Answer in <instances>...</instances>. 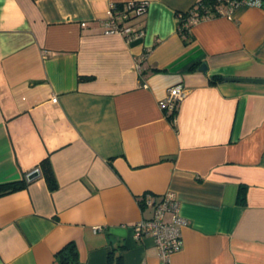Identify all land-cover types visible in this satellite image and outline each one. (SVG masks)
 <instances>
[{
	"label": "crops",
	"instance_id": "0c3cea01",
	"mask_svg": "<svg viewBox=\"0 0 264 264\" xmlns=\"http://www.w3.org/2000/svg\"><path fill=\"white\" fill-rule=\"evenodd\" d=\"M197 1L0 0V184L40 172L0 197V264H59L70 242L75 264H164L133 227L167 192L186 221L167 264H264V83L225 80L264 79V1L185 45L176 14ZM128 2L147 4L138 34H105ZM177 84L169 120L158 102Z\"/></svg>",
	"mask_w": 264,
	"mask_h": 264
},
{
	"label": "built area",
	"instance_id": "2783aa9c",
	"mask_svg": "<svg viewBox=\"0 0 264 264\" xmlns=\"http://www.w3.org/2000/svg\"><path fill=\"white\" fill-rule=\"evenodd\" d=\"M215 9L217 15H229L235 8L242 5L259 6L260 0H215ZM146 2H128L123 5V9L118 14H111L105 24V34H119L126 39L136 36L138 33L132 29L130 22L142 17L146 12ZM134 19H128L130 16ZM214 14L210 8L204 12L202 17H192L189 25L193 26L200 21L213 17ZM140 69V67L138 66ZM186 89L177 84L171 86L166 91L165 96L158 102L159 107L165 114H172L174 120L178 103L184 98ZM55 103L56 99H52ZM145 207L151 208L150 218L142 219L133 227L134 238L138 239L143 235L150 234L159 250V257L164 264H167L168 258L174 252L181 249V228L186 225V221L179 214V203L172 192H167L160 198H154L151 195H145L143 198ZM166 213H170L169 221L164 220Z\"/></svg>",
	"mask_w": 264,
	"mask_h": 264
},
{
	"label": "trees",
	"instance_id": "16d2710c",
	"mask_svg": "<svg viewBox=\"0 0 264 264\" xmlns=\"http://www.w3.org/2000/svg\"><path fill=\"white\" fill-rule=\"evenodd\" d=\"M215 4H216L215 0H199L188 11L179 12L176 14L177 33L181 38L183 44L186 45L193 40V36L191 34L192 26L189 25V21L192 17H202V15H204V12L207 10V8L211 9L214 16H219L216 13ZM122 9H123V5L121 4L114 5L112 8L113 14L115 15L118 14ZM134 18L135 16L133 15L130 16L128 19H134ZM221 81L222 78L214 76L211 78L210 83L215 84ZM166 115L168 119L171 120L172 114H166ZM41 170L43 176L45 177L49 190L54 191L56 189V182L48 160H44L41 163ZM25 175L26 174H23V178L19 181L0 184V197L24 189L29 183L26 181ZM139 204L143 209L144 204L142 199L139 200ZM55 258L59 262V264L77 263L78 255L74 243L70 242L67 245H65L55 254Z\"/></svg>",
	"mask_w": 264,
	"mask_h": 264
},
{
	"label": "water",
	"instance_id": "95a60500",
	"mask_svg": "<svg viewBox=\"0 0 264 264\" xmlns=\"http://www.w3.org/2000/svg\"><path fill=\"white\" fill-rule=\"evenodd\" d=\"M198 69L205 73L207 71V65L205 63H202ZM225 80L227 82L264 83V79H259V78L230 77V78H226ZM39 175L40 172L39 170L36 169L26 174L25 179L27 182H30L36 179Z\"/></svg>",
	"mask_w": 264,
	"mask_h": 264
}]
</instances>
